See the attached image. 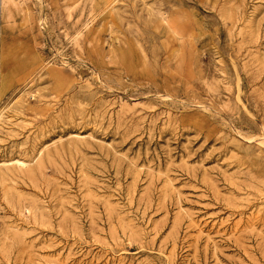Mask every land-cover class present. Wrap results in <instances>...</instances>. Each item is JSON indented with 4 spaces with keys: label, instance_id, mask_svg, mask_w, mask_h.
<instances>
[{
    "label": "rangeland",
    "instance_id": "1",
    "mask_svg": "<svg viewBox=\"0 0 264 264\" xmlns=\"http://www.w3.org/2000/svg\"><path fill=\"white\" fill-rule=\"evenodd\" d=\"M0 264H264V0H7Z\"/></svg>",
    "mask_w": 264,
    "mask_h": 264
},
{
    "label": "bare ground",
    "instance_id": "2",
    "mask_svg": "<svg viewBox=\"0 0 264 264\" xmlns=\"http://www.w3.org/2000/svg\"><path fill=\"white\" fill-rule=\"evenodd\" d=\"M6 9H7V0H2V2H1V10H0L1 17L5 16Z\"/></svg>",
    "mask_w": 264,
    "mask_h": 264
}]
</instances>
